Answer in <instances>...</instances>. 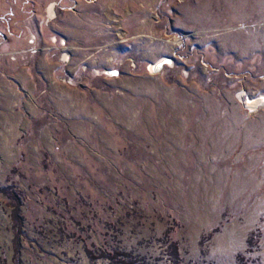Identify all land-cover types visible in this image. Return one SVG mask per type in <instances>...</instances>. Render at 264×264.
Returning a JSON list of instances; mask_svg holds the SVG:
<instances>
[{
    "label": "rangeland",
    "instance_id": "374dc122",
    "mask_svg": "<svg viewBox=\"0 0 264 264\" xmlns=\"http://www.w3.org/2000/svg\"><path fill=\"white\" fill-rule=\"evenodd\" d=\"M261 94L264 0H0V264H264Z\"/></svg>",
    "mask_w": 264,
    "mask_h": 264
},
{
    "label": "bare ground",
    "instance_id": "6f19581e",
    "mask_svg": "<svg viewBox=\"0 0 264 264\" xmlns=\"http://www.w3.org/2000/svg\"><path fill=\"white\" fill-rule=\"evenodd\" d=\"M53 6L54 5L51 4L48 8V14L50 18H53L55 15ZM179 39L178 40L176 39V40L180 41ZM66 57L67 55L65 54L63 58H66ZM166 63L171 65L172 61L167 57L161 58L160 61L158 60L156 63L154 62L149 66V71L156 72L159 69H161V67H163L162 66L163 64H166ZM245 103L251 110H256L259 107V105L260 106L264 105V94H261L260 96H255V97H248Z\"/></svg>",
    "mask_w": 264,
    "mask_h": 264
},
{
    "label": "trees",
    "instance_id": "16d2710c",
    "mask_svg": "<svg viewBox=\"0 0 264 264\" xmlns=\"http://www.w3.org/2000/svg\"><path fill=\"white\" fill-rule=\"evenodd\" d=\"M17 201V200H16ZM15 209H16V206H15Z\"/></svg>",
    "mask_w": 264,
    "mask_h": 264
},
{
    "label": "water",
    "instance_id": "95a60500",
    "mask_svg": "<svg viewBox=\"0 0 264 264\" xmlns=\"http://www.w3.org/2000/svg\"><path fill=\"white\" fill-rule=\"evenodd\" d=\"M162 68V67H161ZM160 70V69H159Z\"/></svg>",
    "mask_w": 264,
    "mask_h": 264
}]
</instances>
